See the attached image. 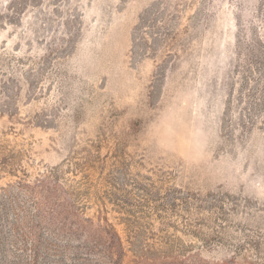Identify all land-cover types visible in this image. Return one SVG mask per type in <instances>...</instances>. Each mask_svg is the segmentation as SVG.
Returning a JSON list of instances; mask_svg holds the SVG:
<instances>
[{"label":"rangeland","instance_id":"rangeland-1","mask_svg":"<svg viewBox=\"0 0 264 264\" xmlns=\"http://www.w3.org/2000/svg\"><path fill=\"white\" fill-rule=\"evenodd\" d=\"M0 264H264V0H0Z\"/></svg>","mask_w":264,"mask_h":264}]
</instances>
